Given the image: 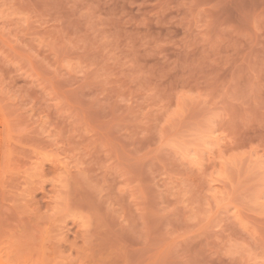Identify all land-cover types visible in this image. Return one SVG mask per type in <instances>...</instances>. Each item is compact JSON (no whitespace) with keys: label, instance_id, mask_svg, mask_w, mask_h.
I'll return each instance as SVG.
<instances>
[{"label":"rangeland","instance_id":"obj_1","mask_svg":"<svg viewBox=\"0 0 264 264\" xmlns=\"http://www.w3.org/2000/svg\"><path fill=\"white\" fill-rule=\"evenodd\" d=\"M0 264H264V0H0Z\"/></svg>","mask_w":264,"mask_h":264}]
</instances>
